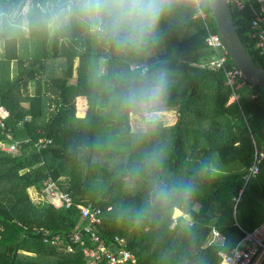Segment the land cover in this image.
<instances>
[{
    "label": "trees",
    "instance_id": "trees-1",
    "mask_svg": "<svg viewBox=\"0 0 264 264\" xmlns=\"http://www.w3.org/2000/svg\"><path fill=\"white\" fill-rule=\"evenodd\" d=\"M57 1L42 9L37 0H0V11L22 25L11 37L0 33V143L17 142L15 154L0 151V264H87L82 246L71 238L84 222L74 206L48 202V178L74 204L97 207L100 221L93 228L100 241L117 249L119 238L138 264H221V254L239 242L243 230L264 222V158L248 178L255 151H264V90L246 82L242 90L248 94L241 90L238 104H227L222 72L199 67L212 55L207 33L217 34L207 0L205 23L194 16V1L184 0L162 19L158 42L142 52L117 50L75 20L61 29L48 27ZM227 9L247 53L264 71L250 39V14L229 1ZM53 60L59 71L49 74ZM161 73L167 91L160 106L174 108L176 120H155V128L135 142L132 109L122 107L119 97L153 84ZM79 96L87 101L83 117L76 115ZM40 140L49 143L40 148ZM154 146L166 154L163 178L190 180L195 191L137 222L135 210L146 203L156 172L137 179L132 164ZM213 154L219 170L209 181L198 169ZM175 210L190 221L173 218ZM213 229L222 242L208 243ZM81 240L92 245L85 233Z\"/></svg>",
    "mask_w": 264,
    "mask_h": 264
},
{
    "label": "clouds",
    "instance_id": "clouds-1",
    "mask_svg": "<svg viewBox=\"0 0 264 264\" xmlns=\"http://www.w3.org/2000/svg\"><path fill=\"white\" fill-rule=\"evenodd\" d=\"M182 3L184 0H59L45 23L50 28L61 29L75 20L86 26L97 39L108 41L117 50L142 52L158 42L162 19L170 17ZM20 28L21 23L10 13L0 11V33L11 37ZM166 91L167 78L161 73L155 77L153 84L123 93L119 103L122 107L133 108L162 100ZM155 123L146 113L141 130L134 137L135 142L144 138L149 127L154 129ZM165 158L164 150L154 146L145 149L140 160L132 164L134 178L139 179L149 170L156 172L149 181L146 203L135 210L137 222L156 207L167 204L177 196L191 197L195 191L190 180L170 182L163 178ZM218 170L219 161L213 154L201 162L198 174L213 181L217 178Z\"/></svg>",
    "mask_w": 264,
    "mask_h": 264
},
{
    "label": "built area",
    "instance_id": "built-area-1",
    "mask_svg": "<svg viewBox=\"0 0 264 264\" xmlns=\"http://www.w3.org/2000/svg\"><path fill=\"white\" fill-rule=\"evenodd\" d=\"M193 1L194 16L201 18L205 23L206 11L203 9L202 0ZM228 1L237 12L248 11L250 14V39L258 57L262 59L264 67V0H226V4ZM205 43L212 51V55L205 64L199 67L221 71L223 84L229 90V102L227 104H238L239 92L246 86V81L239 69L235 65H230L231 60L217 34L207 33ZM0 124L3 125L1 118ZM7 138L11 140L10 135H7ZM48 143L49 141L40 140L37 146L44 148ZM0 151L10 155L15 154L17 142L0 143ZM263 158L264 151H255L252 166L248 170V178L258 173ZM43 195L55 208L63 207L69 209L74 206L78 210V215L84 223L80 226L75 225L71 238L72 243L82 246L81 254L87 264H138L136 256L128 249H125L122 240H119V238H114V241L118 243L117 249H112L100 241L93 228V225L98 224L100 221V210L97 207L90 202L74 204L70 195L61 192L51 178L43 182ZM82 233L87 235L88 241L92 244L91 246H84V242L81 240ZM212 234V236L219 235L215 229L212 230ZM47 243L53 245L56 240ZM68 251H70V248H68ZM221 257V264H261L264 259V222L252 230H243V236L239 242L228 253L221 254Z\"/></svg>",
    "mask_w": 264,
    "mask_h": 264
},
{
    "label": "water",
    "instance_id": "water-1",
    "mask_svg": "<svg viewBox=\"0 0 264 264\" xmlns=\"http://www.w3.org/2000/svg\"><path fill=\"white\" fill-rule=\"evenodd\" d=\"M216 33L231 62L239 69L244 80L264 90V71L257 67L247 53L233 20L227 9L226 0H207Z\"/></svg>",
    "mask_w": 264,
    "mask_h": 264
},
{
    "label": "rangeland",
    "instance_id": "rangeland-1",
    "mask_svg": "<svg viewBox=\"0 0 264 264\" xmlns=\"http://www.w3.org/2000/svg\"><path fill=\"white\" fill-rule=\"evenodd\" d=\"M38 2V6L41 7L42 9H45V7L49 6L51 7L54 3L52 2V0H37ZM58 1L56 2V4L58 5ZM27 9V8H26ZM27 24L26 22L24 23V27H26ZM102 63V61H101ZM75 65H77V62L75 63ZM58 67V63L56 61L53 60V62H49L48 63V68H47V72L49 74L53 73L54 71H59ZM100 68L102 69V65L100 64ZM75 74V73H74ZM75 81V76L73 79H71V82ZM34 91V86L32 84H29L28 86V92L32 93ZM241 94L247 95L248 94V89H244L241 91ZM160 102L161 101H152L149 102L147 104H142L136 107L131 108L132 111L130 112V127L131 130L133 132H137L141 130V127L144 123L145 120V114L148 113L151 115V118L154 120H161L162 123L164 125L167 124H172L175 122L176 120V113L174 108H170V107H161L160 106ZM229 102V100L227 101ZM75 104H76V115L79 117H83L86 115L87 112V101L85 97H76L75 99ZM80 104H82V109L80 110L79 106ZM159 106L161 107V109H159ZM3 112L2 109H0V112ZM137 186V185H136ZM139 186V184H138ZM139 189L140 187H135V189ZM30 194L34 197L33 193L30 192ZM36 199V197H34ZM178 217H182L185 222H189L190 218L188 216L183 215L180 211L175 210L173 212V218H178ZM213 234L210 235V237H212ZM221 235H218L216 238H221ZM210 241V238L208 240V242ZM217 243H220V240L215 241Z\"/></svg>",
    "mask_w": 264,
    "mask_h": 264
},
{
    "label": "crops",
    "instance_id": "crops-1",
    "mask_svg": "<svg viewBox=\"0 0 264 264\" xmlns=\"http://www.w3.org/2000/svg\"><path fill=\"white\" fill-rule=\"evenodd\" d=\"M82 97V96H81ZM217 236H212V237H209L210 238V241L208 242L209 244H214V243H217L215 241L217 240H220V242H222V237L221 238H216Z\"/></svg>",
    "mask_w": 264,
    "mask_h": 264
}]
</instances>
